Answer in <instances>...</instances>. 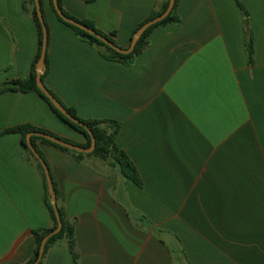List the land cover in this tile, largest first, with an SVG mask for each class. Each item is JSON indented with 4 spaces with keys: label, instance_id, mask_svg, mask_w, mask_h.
I'll return each mask as SVG.
<instances>
[{
    "label": "crops",
    "instance_id": "crops-1",
    "mask_svg": "<svg viewBox=\"0 0 264 264\" xmlns=\"http://www.w3.org/2000/svg\"><path fill=\"white\" fill-rule=\"evenodd\" d=\"M29 0H0V87L31 74L39 49ZM165 0H62L66 13L128 49ZM178 0L130 65L104 59L43 0L44 85L115 138L142 186L94 156L36 142L74 227L78 264H264V0ZM252 37L250 61L247 40ZM29 125L83 146L36 92H0V264H25L54 224L21 136ZM42 264H75L64 238Z\"/></svg>",
    "mask_w": 264,
    "mask_h": 264
},
{
    "label": "trees",
    "instance_id": "trees-1",
    "mask_svg": "<svg viewBox=\"0 0 264 264\" xmlns=\"http://www.w3.org/2000/svg\"><path fill=\"white\" fill-rule=\"evenodd\" d=\"M58 1V5L60 10L62 11V13L68 17L69 19L75 20L77 22H79L80 24H82L83 26L91 29L92 31L96 32L97 34H100L101 36L105 37L106 39H108L110 42H112L113 44L116 45L115 41L113 40V35H107L102 33L101 31L97 30L95 25L92 22L89 21H80L74 17H72L71 15H69L68 13H66L63 9V5H62V0H57ZM238 3V6L240 7V9L244 12L245 16L248 17V13L245 10V8L243 7V5L240 3L239 0H236ZM169 2L170 0H165L160 6L159 8L153 12V14L150 16V18H148L144 23H142L133 33L131 41L134 37V35L137 33V31L144 26L146 23L160 17L161 15H163L169 6ZM28 3L30 4V6L32 7V15L34 17V21L36 23V26L38 28V35H39V49H38V53L37 56L35 58L34 64L32 66V70H31V74L28 78L24 79V80H19V81H13L10 83H6L4 86L0 87V92H4V91H21L23 93L26 92H30V91H34L36 93H38L50 106L51 110L54 112V114L63 122H65L66 124L70 125L72 128H74L75 130L81 132L82 134L85 135L87 142L85 145L83 146H79L76 145L68 140L59 138L55 135H53L52 133L42 130V129H38L29 125H25V126H19L16 128H12L9 129L7 131H5V133H15V134H19L21 136V144H22V148L27 151L30 155H32L31 151L29 150V148L27 147V136L30 133H43V134H47L53 137H56L62 141L71 143L75 146L81 147V148H86L89 149L91 147V137L89 136V134L86 132V130L73 123L72 121H70L65 115H63L61 112H59L53 105L52 103L49 101V99L38 89L37 87V80H36V66L40 60L41 57V53H42V47H43V30H42V26L40 23V20L38 18L37 15V11H36V6H35V0H29ZM50 3L52 5V8L54 10V13L56 14L57 18L66 26H68L69 28H71L77 36H79L80 38H82L84 41H87L88 43L92 44V45H96L98 46L99 50H100V54L101 56L109 61H116V62H120L122 64L125 65H130L134 62L135 58L139 55H141L147 48L148 46V36L149 34L157 27L160 26H165L168 24H172V23H178L180 21V18L177 14V4H178V0H176V3L173 7V10L171 11V13L169 14V16L164 19L162 22L150 27L143 35L142 37L139 39L138 43L135 46V49L132 53L128 54V55H123L120 54L114 50H112L110 47H108L107 45H105L104 43H102L101 41H99L98 39H96L95 37L89 35L88 33H86L85 31L64 22L56 13L54 5H53V0H50ZM40 4H41V9H42V13H43V0H40ZM43 17H44V13H43ZM45 20V17H44ZM46 23V22H45ZM247 49H248V54H249V58L250 61L253 62V56H254V47H253V39L252 37L248 38L247 40ZM45 63H46V72H47V67H48V59L46 57L45 59ZM46 77V73L45 75L42 77V81L44 82V79ZM49 90V89H48ZM49 92L61 103V105L66 109V111L72 116L74 117L76 120H78L79 122L85 124L89 130L92 132L93 136L95 137L96 140V146H95V150L93 151V153L91 154H83V153H78L66 148H63L59 145H56L52 142H50L49 140H46L44 138L41 137H36L33 136L31 137V143L34 147V149L36 150V152L39 154L40 158L44 161V163L46 164L45 158L42 155V153L38 150L36 142L39 141L41 143L56 147L62 151L68 152L73 154V156L79 160L82 161L84 160L85 157H90V156H94L96 158H99L105 162H108L110 165H112L113 167H117L120 170L121 175L127 179L132 181L134 184H136L137 186H142V180L138 174V171L136 169V167L134 166V164L132 163V161L130 160V158L122 151L120 150L116 143H115V138L116 135L118 134L119 130H120V124L116 121H112V120H82L81 118H79V116L77 115L76 111L73 108H69L67 106H65L57 97L56 95L49 90ZM36 164L38 166V169L40 170V172L42 173V176L46 182V178H45V173L44 170L41 166V164L39 163V161L37 159H35ZM47 165V164H46ZM53 181V180H52ZM53 186H54V190L56 193V197L58 196V190H57V186L56 184L53 182ZM46 187H47V182H46ZM48 189V188H47ZM46 201H47V205L48 208L50 210V213L52 215V219H53V226L51 228H47V229H42V230H37L34 231L33 234L36 238V246L34 249V252L32 254V257L30 258V260L28 262H26L25 264H33L35 262V260L38 258L39 255V250L41 247V244L43 242V239L50 234L51 232H53L57 227H58V222L53 210V207L50 203V195L47 191V196H46ZM59 209V213H60V217H61V221L63 224V227L61 229V231L53 236L52 238L49 239L46 247H45V254L48 252V250L50 248H52L53 246L57 245L58 243H60L64 238L68 239L69 242V247H70V251L72 253V256L74 258V263L78 264V254L76 251V242H75V237H74V227L72 224L68 223L65 219V215H64V211L62 208L58 207ZM44 258V257H43ZM42 264V262L40 263Z\"/></svg>",
    "mask_w": 264,
    "mask_h": 264
},
{
    "label": "water",
    "instance_id": "water-1",
    "mask_svg": "<svg viewBox=\"0 0 264 264\" xmlns=\"http://www.w3.org/2000/svg\"><path fill=\"white\" fill-rule=\"evenodd\" d=\"M176 3V0H170L169 2V6L167 11L161 15L160 17L146 23L144 26H142L137 33L134 35L130 47L128 49H122L120 47H118L117 45L113 44L112 42H110L108 39H106L105 37L101 36L100 34H97L96 32L92 31L91 29L83 26L82 24H80L79 22L69 19L68 17H66L62 11L59 8L58 5V1L57 0H53V5L55 8V11L57 13V15L66 23H69L83 31H85L86 33H88L89 35L95 37L96 39H98L99 41H101L102 43H104L105 45H107L108 47H110L112 50L123 54V55H128L130 53H132L135 49L136 44L138 43L139 39L142 37V35L152 26L162 22L164 19H166L169 14L171 13V11L173 10V7ZM35 6H36V11H37V15L38 18L40 20L41 26H42V30H43V47H42V53H41V57L40 60L36 66V80H37V87L38 89L49 99V101L52 103V105L59 111L61 112L63 115H65L70 121H72L73 123L83 127L86 132L89 134V136L91 137V147L89 149L86 148H81L78 146H75L71 143L62 141L56 137L47 135V134H43V133H30L27 136V147L29 148V150L31 151V153L33 154V156L39 161V163L41 164L44 173H45V178H46V182H47V188H48V193L50 195V203L53 207L57 222H58V227L51 232L50 234H48L44 239L43 242L41 244L40 250H39V255L38 258L35 260V262L33 264H40L43 260L44 254H45V247L49 241L50 238H52L53 236L57 235L62 227V221H61V217H60V213H59V209H58V205H57V197H56V193L54 190V186H53V182H52V178L50 175V172L48 170L47 165L44 163V161L40 158L39 154L36 152V150L34 149L32 143H31V137L36 136V137H41L44 138L46 140H49L50 142L59 145L63 148L78 152V153H83V154H91L93 153V151L95 150V146H96V140L95 137L93 136L92 132L89 130V128L79 122L78 120H76L74 117H72L67 111L66 109L61 105V103L49 92V90L46 88V86L44 85L43 81H42V77L45 75L46 73V63H45V59H46V51H47V41H48V33H47V27H46V23L43 17V13H42V9H41V4H40V0H35Z\"/></svg>",
    "mask_w": 264,
    "mask_h": 264
}]
</instances>
